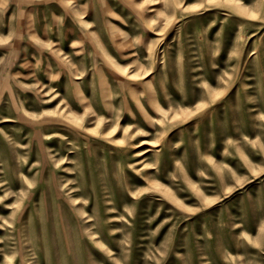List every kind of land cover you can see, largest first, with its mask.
<instances>
[{
  "label": "rangeland",
  "instance_id": "1",
  "mask_svg": "<svg viewBox=\"0 0 264 264\" xmlns=\"http://www.w3.org/2000/svg\"><path fill=\"white\" fill-rule=\"evenodd\" d=\"M0 264H264V0H0Z\"/></svg>",
  "mask_w": 264,
  "mask_h": 264
}]
</instances>
